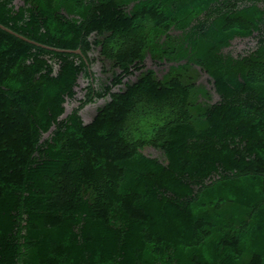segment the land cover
Segmentation results:
<instances>
[{
    "label": "trees",
    "instance_id": "1",
    "mask_svg": "<svg viewBox=\"0 0 264 264\" xmlns=\"http://www.w3.org/2000/svg\"><path fill=\"white\" fill-rule=\"evenodd\" d=\"M0 24L40 45L0 28V264H264V0H0ZM94 51L120 71L98 92Z\"/></svg>",
    "mask_w": 264,
    "mask_h": 264
},
{
    "label": "rangeland",
    "instance_id": "2",
    "mask_svg": "<svg viewBox=\"0 0 264 264\" xmlns=\"http://www.w3.org/2000/svg\"><path fill=\"white\" fill-rule=\"evenodd\" d=\"M246 47H249L248 41H238L236 45V52L244 50ZM91 59H94L96 61L93 69L91 70L94 75V89L98 92L101 90V88L108 86L115 75H119L120 71L113 67L112 63L109 61H105L104 59L99 57V53L97 51H94L91 56ZM146 63V72L147 70H155L160 77H163V74L166 71L165 66H156L153 64L150 60ZM197 80L196 83L199 86H202L208 90V92L211 94V102L217 103L220 98L217 96V94L214 92L213 83L207 74L201 70L197 69ZM140 78V74H136L133 77L128 78L125 81V84L132 85L137 82V80ZM89 87L88 80L83 76L79 82V89L77 90L79 95L78 99H82L84 95L86 94L84 92L85 89ZM121 90H124V87H117L112 90L113 93H117ZM108 101V98L106 100L101 101H95L93 104L89 105L87 108H85L81 112V117L85 124H88L93 120V118L96 116L97 111L100 110L104 104ZM75 106H69V110L75 109Z\"/></svg>",
    "mask_w": 264,
    "mask_h": 264
},
{
    "label": "water",
    "instance_id": "3",
    "mask_svg": "<svg viewBox=\"0 0 264 264\" xmlns=\"http://www.w3.org/2000/svg\"><path fill=\"white\" fill-rule=\"evenodd\" d=\"M0 28L3 29V30H5V31H7V32H9V33H11V35H14L15 37H17V38H19V39H21V40H23V41H25V42H28V43L33 44V45L40 46V45H38V44H36V43H34V42L28 41L27 39H25V38H23L21 35H19V33H16V32H14L13 30L8 29L7 27H5V26H3V25H1V24H0ZM49 50H52V51H53V49H49ZM54 51H55V50H54ZM56 52H60V53H71V54L81 55V52H80V51H78V52H72V51H57V50H56ZM204 72L207 74L206 71H204ZM207 76H209V75L207 74ZM71 112H72V110H69V105H67V106H66V114L64 115V117H67L68 114H71Z\"/></svg>",
    "mask_w": 264,
    "mask_h": 264
}]
</instances>
